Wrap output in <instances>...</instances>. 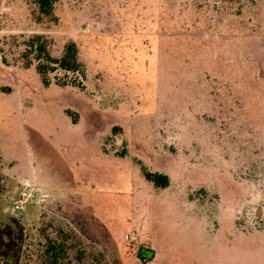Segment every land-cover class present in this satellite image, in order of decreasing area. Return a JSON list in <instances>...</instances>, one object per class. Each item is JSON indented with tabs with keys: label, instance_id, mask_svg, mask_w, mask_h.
Wrapping results in <instances>:
<instances>
[{
	"label": "rangeland",
	"instance_id": "rangeland-1",
	"mask_svg": "<svg viewBox=\"0 0 264 264\" xmlns=\"http://www.w3.org/2000/svg\"><path fill=\"white\" fill-rule=\"evenodd\" d=\"M37 35L87 75L45 85ZM58 230L73 264H264V0H0V264Z\"/></svg>",
	"mask_w": 264,
	"mask_h": 264
},
{
	"label": "trees",
	"instance_id": "trees-1",
	"mask_svg": "<svg viewBox=\"0 0 264 264\" xmlns=\"http://www.w3.org/2000/svg\"><path fill=\"white\" fill-rule=\"evenodd\" d=\"M38 5L41 14L49 16L53 13L54 5L57 0H34ZM26 51L24 53V59L26 60L25 66L30 67L36 62V69L41 76L42 81L45 85H50V74L55 70L62 69L67 73H80L83 77L87 75L86 66L79 59V49L76 43L71 42L66 45L63 54L60 57H54L49 48V41L43 35H37L30 39L26 43ZM34 55V59L30 58V55ZM62 86L73 85L75 87H81L73 83H60ZM144 175L147 180L151 181L158 187L166 188L170 185V178L168 175L153 173L144 169ZM58 235L55 238L50 239V243L46 248L47 252V263L48 264H73L72 258H70V251L75 247L76 244H68L73 236L64 230H58ZM79 242V241H78ZM80 243V242H79ZM78 244V243H77ZM78 253V252H77ZM82 255V254H81ZM84 258V256H80ZM74 259V258H73ZM71 260V261H70ZM75 261L79 262L76 257Z\"/></svg>",
	"mask_w": 264,
	"mask_h": 264
},
{
	"label": "crops",
	"instance_id": "crops-1",
	"mask_svg": "<svg viewBox=\"0 0 264 264\" xmlns=\"http://www.w3.org/2000/svg\"><path fill=\"white\" fill-rule=\"evenodd\" d=\"M20 202H22V201H20ZM257 235H259V234H254V235H250V236H257ZM263 236H264V234H262ZM231 239V238H230ZM237 239H235V240H230L232 243H233V245H235V249L237 248V246H236V243H235V241H236Z\"/></svg>",
	"mask_w": 264,
	"mask_h": 264
},
{
	"label": "built area",
	"instance_id": "built-area-1",
	"mask_svg": "<svg viewBox=\"0 0 264 264\" xmlns=\"http://www.w3.org/2000/svg\"><path fill=\"white\" fill-rule=\"evenodd\" d=\"M22 206L19 203L16 205V209H20Z\"/></svg>",
	"mask_w": 264,
	"mask_h": 264
}]
</instances>
